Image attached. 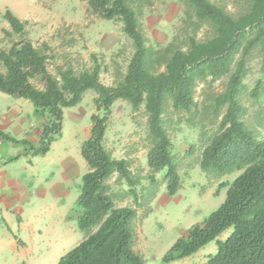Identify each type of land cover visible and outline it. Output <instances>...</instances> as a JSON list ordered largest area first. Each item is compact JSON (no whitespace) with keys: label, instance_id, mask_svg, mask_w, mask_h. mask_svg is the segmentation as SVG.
Listing matches in <instances>:
<instances>
[{"label":"trees","instance_id":"16d2710c","mask_svg":"<svg viewBox=\"0 0 264 264\" xmlns=\"http://www.w3.org/2000/svg\"><path fill=\"white\" fill-rule=\"evenodd\" d=\"M78 1L101 19L122 23L123 33L132 41L134 52L126 73L114 85L101 81L100 64L80 73L71 66H58L56 74L51 73L50 47L45 43L36 47L26 38L28 22L10 10L4 14L10 30L4 29L3 35L11 39V45L0 50V92L30 101L45 119L38 147L2 129L0 137L28 146L32 156L51 151L62 135L66 109L79 105L88 91L96 94L97 112L91 116L90 137L82 146L89 170L77 199V225L85 239L58 264H145L134 249L136 208L118 207L109 183L116 175L139 204L140 176L133 173L127 159H115L104 145L113 105L120 100L127 102L133 112L144 106L150 144L148 167L153 175L166 170V191L175 197L182 180L164 118L168 104L192 120L198 85L227 75L225 89L210 97L208 110L214 118H222L202 151L200 167L217 178L242 173L228 186L224 203L191 226L174 243L164 263L189 258L216 242L217 252L202 264H264V140L247 126V108L241 103L249 58L257 47L264 51V0H246L247 10L238 15L213 0H178L186 7L185 39L175 38L163 49L148 46L132 0ZM204 27L210 36L200 40L197 35ZM14 35L20 39L14 40ZM37 77L43 88L32 82ZM261 88L259 82L252 92L254 98L260 96ZM228 230H232L230 236L219 240Z\"/></svg>","mask_w":264,"mask_h":264},{"label":"rangeland","instance_id":"374dc122","mask_svg":"<svg viewBox=\"0 0 264 264\" xmlns=\"http://www.w3.org/2000/svg\"><path fill=\"white\" fill-rule=\"evenodd\" d=\"M132 1V7L138 11L141 27L148 39V46L163 49L175 38L184 41L186 7L183 3L178 0ZM213 1L224 5L229 12L236 15L245 12L248 7L246 0ZM7 10L28 22L25 37L36 47L44 43L50 47L48 54L51 73L56 74L58 66H71L80 73L100 64L101 81L109 86L121 80L126 73L134 48L132 41L122 31V23L103 20L93 15L86 3L78 0H0V50L8 49L11 45V39L3 35L4 29H10L4 19ZM209 36L210 31L206 27L197 35L200 40ZM13 39L19 40L20 36L14 35ZM0 68L3 69L1 65ZM228 78L227 75L212 83L198 85L195 94L197 106L192 120L189 114L176 112L171 103L168 104L164 118L173 143L172 154L182 180V187L175 197L167 194L166 170L153 175L148 167L150 144L147 139V115L144 106L138 112H133L127 102L120 100L112 107L104 145L115 159H127L133 173L140 176L141 183L137 187L139 204L128 194L127 184L119 182L116 175L109 183L118 207L136 208L137 215L133 224L134 249L144 258L145 264H165L164 257L174 243L191 226L204 221L224 203L228 186L241 174L234 172L217 178L208 176L200 167L202 151L222 118H214L213 112L208 110L210 97L225 89ZM32 82L38 88L44 87L39 77ZM259 82H262V88L256 99L252 92ZM244 83L246 89L241 96V103L247 108L245 122L249 129L264 140V51L261 47H257L249 58L248 74ZM95 98V92L90 90L79 105L65 110L62 135L55 141L50 157L39 159L36 172L50 168L51 164L60 172L64 170L63 162L68 161L69 157L73 159L71 155L75 157L76 153H79L78 158L85 163L80 150L90 137L91 116L97 112ZM18 101L29 105L28 109L23 107V117L33 120L29 110L34 106L30 101L2 92L0 114L3 108L13 106ZM10 133L14 137L18 136L12 129ZM80 169L84 173L78 179L79 188L74 186L71 197L80 193L82 178L89 170L86 163ZM70 199L67 200L68 206L74 201ZM51 210L54 211V217L49 215ZM60 211L49 206L47 211L44 209L42 215L40 214L38 225L49 240L57 237L59 240L66 233L64 225L58 224L62 212ZM231 233L232 230L223 233L220 240L225 241ZM77 235V238H71L68 233L64 234L66 239L71 238L69 245L59 249V255L44 253L40 257L42 264H58L63 255L84 239V234L77 231ZM217 250V244L213 242L198 254L170 264H202Z\"/></svg>","mask_w":264,"mask_h":264},{"label":"crops","instance_id":"0c3cea01","mask_svg":"<svg viewBox=\"0 0 264 264\" xmlns=\"http://www.w3.org/2000/svg\"><path fill=\"white\" fill-rule=\"evenodd\" d=\"M19 102L2 109L0 129L10 135L12 129L14 134H18L17 137L11 135L13 138L26 140L38 147L44 119L35 107L29 110L33 120L24 118L23 107H30ZM27 149L26 145L6 142L0 137V264H42L40 257L44 253L57 254L59 249L69 245L72 236L77 238V231L83 234L77 225V199L80 193L73 197L71 195L74 186L79 188L78 179L84 173L80 168L85 167L86 161L84 163L76 153L75 157L71 155L73 159L69 157L68 161L63 162L64 170L60 172L53 168L54 164L42 172H36L39 159L50 157L51 151L45 156H32ZM80 153L82 155V150ZM70 198L74 201L68 206L67 200ZM49 206L62 211L58 224L64 225L66 233L71 235L70 239H66L64 233L59 240L58 237L49 240L38 225L42 210L47 211ZM49 215L54 217V211H49Z\"/></svg>","mask_w":264,"mask_h":264},{"label":"clouds","instance_id":"9594fccd","mask_svg":"<svg viewBox=\"0 0 264 264\" xmlns=\"http://www.w3.org/2000/svg\"><path fill=\"white\" fill-rule=\"evenodd\" d=\"M242 173V172H241Z\"/></svg>","mask_w":264,"mask_h":264}]
</instances>
